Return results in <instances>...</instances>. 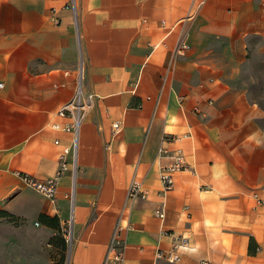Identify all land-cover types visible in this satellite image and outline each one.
<instances>
[{"label": "crops", "instance_id": "crops-1", "mask_svg": "<svg viewBox=\"0 0 264 264\" xmlns=\"http://www.w3.org/2000/svg\"><path fill=\"white\" fill-rule=\"evenodd\" d=\"M0 82V264H264V0H0Z\"/></svg>", "mask_w": 264, "mask_h": 264}, {"label": "built area", "instance_id": "built-area-1", "mask_svg": "<svg viewBox=\"0 0 264 264\" xmlns=\"http://www.w3.org/2000/svg\"><path fill=\"white\" fill-rule=\"evenodd\" d=\"M72 3H74V0H71ZM4 83L0 82V89L3 88ZM91 95H84L78 86L76 89L75 95L73 99L68 102L67 104L63 105L57 112L59 116H66L70 118V122L67 123L64 127V131H70L73 134L72 138V151H73V159L70 163H68L65 159L66 154H68L69 149L64 148L62 154L59 157V169L57 171V174L49 179H38L34 176L28 175V174H20L21 178L25 181V183L30 186L31 188L35 189L36 191L44 194L45 196L52 198L55 195L56 187L58 184V181L62 174L66 170H70L72 176L74 177L75 169L77 167L76 165V147H77V137L79 132V127L81 124V119L84 114V112L88 109L90 103H91ZM54 127H58L57 124H54ZM112 129L113 133H117L120 129V123L118 121H115L112 123ZM55 143H58V141H55ZM164 150L162 148L158 149V152H163ZM182 160L180 158L176 159V162L170 167V169H180L183 168L181 165ZM160 183L162 190L164 192L171 189L173 185V179L170 174H162L160 177ZM145 194V191L142 187V184L140 181L133 179L130 181L128 186V196L134 197V196H141L143 197ZM260 202H264L263 200H260ZM154 214L162 219L164 217V210L162 207H159L154 210ZM70 237L67 236V239L69 240ZM115 259L121 260L122 259V252L118 251L115 254ZM177 257L172 255L169 256L170 261L176 260Z\"/></svg>", "mask_w": 264, "mask_h": 264}, {"label": "rangeland", "instance_id": "rangeland-1", "mask_svg": "<svg viewBox=\"0 0 264 264\" xmlns=\"http://www.w3.org/2000/svg\"><path fill=\"white\" fill-rule=\"evenodd\" d=\"M8 221H11L12 224H19V222H14V220L10 219L9 217L6 218ZM69 240H65V247L62 246L60 241L55 240L54 243H51L50 253H49V259L50 264H65L67 259V252H68V242ZM264 248V244L260 247ZM259 247L255 246V252L259 251Z\"/></svg>", "mask_w": 264, "mask_h": 264}, {"label": "trees", "instance_id": "trees-1", "mask_svg": "<svg viewBox=\"0 0 264 264\" xmlns=\"http://www.w3.org/2000/svg\"><path fill=\"white\" fill-rule=\"evenodd\" d=\"M1 214H5V213L4 212H1ZM39 220L41 222L48 223L49 225H51L52 227H54L56 229L58 228L57 226L59 224H58V221H57L56 218H51V217H48V216H45V215H40L39 216ZM51 240L53 241L54 239H51ZM55 240L60 241V243L62 244V246L65 247V240H64V238H58V239H55ZM248 252L250 254L255 253V243L253 242V239L252 238H250V241H249Z\"/></svg>", "mask_w": 264, "mask_h": 264}]
</instances>
